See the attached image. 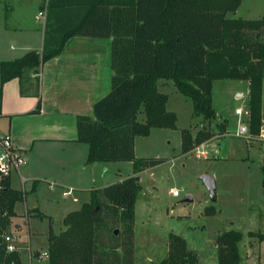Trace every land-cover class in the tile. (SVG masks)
Instances as JSON below:
<instances>
[{
  "label": "trees",
  "instance_id": "trees-1",
  "mask_svg": "<svg viewBox=\"0 0 264 264\" xmlns=\"http://www.w3.org/2000/svg\"><path fill=\"white\" fill-rule=\"evenodd\" d=\"M240 3L88 0L77 21L55 22L48 18L42 50H30L0 62L1 105L3 85L13 78L20 80L21 93L26 94V78L36 75L38 95L42 64L60 55L71 37L112 39L111 90L96 101L93 114L78 115L77 140L89 144L87 162L131 161L134 175L91 190L90 200L64 217L66 228L49 234L48 260L35 264H135L134 224L141 189L136 176L146 167L166 160L137 157L135 138L150 134L153 128H174L177 122V113L167 107L168 93L160 90L162 81H172L191 99L192 116L203 120L196 134L190 127L183 129V153L213 136L205 125L216 117L212 88L217 79L249 80V133H260L264 123V18L228 17ZM39 109L38 105L34 111ZM219 127L221 134L227 132L226 121ZM261 170L264 195V162ZM25 193L13 188L9 177L0 179V264H27L20 251L7 252L5 242L17 215L16 204ZM35 213L45 216L38 210ZM249 234L264 240L262 232ZM242 238L243 233L235 229L217 236L220 264H241ZM151 264H199V257L184 237L172 232L167 256Z\"/></svg>",
  "mask_w": 264,
  "mask_h": 264
},
{
  "label": "rangeland",
  "instance_id": "rangeland-1",
  "mask_svg": "<svg viewBox=\"0 0 264 264\" xmlns=\"http://www.w3.org/2000/svg\"><path fill=\"white\" fill-rule=\"evenodd\" d=\"M228 17L264 18V0H241L238 8L229 12ZM34 22L8 23L30 25ZM36 24L40 26L42 23ZM19 55L16 52L8 57ZM160 90L168 93L167 107L177 113V122L174 128H154L146 136H136L137 157H164L166 160L146 167L138 174L141 189L134 224L135 264L159 263L165 258L172 232L184 237L188 247L197 252L199 264H220L216 238L229 229L243 233L239 243L241 264H264V240L249 234L250 231L264 233L261 170L264 146L260 133L256 136L249 133V80L217 79L213 82L216 117L205 125L213 136L187 153L182 151V131L190 127L196 134L202 128V117L192 116L191 99L179 92L172 81H162ZM239 108L243 110L242 114L236 112ZM223 121L227 122V132L221 134L219 123ZM241 125L244 126L242 130ZM198 147L206 151V157L196 156ZM107 164H110V172L105 179L107 182L132 174L131 161H110ZM203 175H210L216 181V202L201 179ZM14 184L20 186V180H14ZM172 187L179 188L181 194L173 196L170 193ZM25 191V198L16 206L19 212H24L25 222L13 232L23 236L28 233L29 227L33 248L43 246L49 249L51 231L59 232L66 228L64 217L90 199L88 192H76L80 202L71 203V199L78 200L75 194L64 198L60 189L52 192L43 182L35 191ZM187 195L193 200L184 202L183 198ZM208 207L211 209L207 212ZM37 210L43 211L45 216L36 215L34 212ZM25 254L24 263L29 258L26 260ZM33 260L38 261L36 257Z\"/></svg>",
  "mask_w": 264,
  "mask_h": 264
},
{
  "label": "crops",
  "instance_id": "crops-1",
  "mask_svg": "<svg viewBox=\"0 0 264 264\" xmlns=\"http://www.w3.org/2000/svg\"><path fill=\"white\" fill-rule=\"evenodd\" d=\"M85 1L88 0H52L50 4V0H0V62L18 58L30 50H42L48 18L55 22L77 21L82 8L88 6ZM40 11L44 14L38 17ZM26 20L42 24L8 23ZM16 52L20 54L18 57H8ZM111 55V38L75 35L60 55L42 64L38 75V95H35L36 75L26 78V94L21 93L18 78L4 83L0 132L11 133L27 158L20 171L13 172L9 177L13 188L32 191L36 180V189L43 182L52 192L60 189L64 198L76 192H88L91 198V190L125 178L105 181L110 172V164H107L110 161L87 162L89 144L77 140L78 115L93 114L96 101L111 90ZM38 105L40 109L35 112ZM240 127L241 130L244 128ZM130 175H134V171ZM16 179L20 180V186L14 184ZM68 190L72 193L65 194ZM77 198V201L71 199L70 202H80ZM16 212L12 232L14 229L18 231L25 222L24 212H19L17 208ZM18 235L22 259L26 253L27 260L28 247L33 252L45 249L43 246L32 247L29 227L26 235Z\"/></svg>",
  "mask_w": 264,
  "mask_h": 264
},
{
  "label": "built area",
  "instance_id": "built-area-1",
  "mask_svg": "<svg viewBox=\"0 0 264 264\" xmlns=\"http://www.w3.org/2000/svg\"><path fill=\"white\" fill-rule=\"evenodd\" d=\"M43 14L44 13L40 11L38 17L43 16ZM236 112L242 114L243 110L239 108ZM260 141L264 146V124L260 131ZM199 148L201 147L197 148L196 156L206 157V151L199 150ZM26 159L24 151L16 145L12 134L0 132V179L10 177L13 172L20 171L21 167L26 163ZM23 182H25V179H23ZM70 193H72V190L65 192V194ZM170 193L173 196H179L181 190L177 187H172ZM5 242L7 252L20 251L19 235L17 233L12 232L7 234L5 236ZM28 249L30 253L28 264H34V257L38 259V262H46L49 258V250L46 248L39 250L37 254H35L36 251L33 252L30 247H28Z\"/></svg>",
  "mask_w": 264,
  "mask_h": 264
},
{
  "label": "water",
  "instance_id": "water-1",
  "mask_svg": "<svg viewBox=\"0 0 264 264\" xmlns=\"http://www.w3.org/2000/svg\"><path fill=\"white\" fill-rule=\"evenodd\" d=\"M136 179L139 181L140 180V176L137 175ZM201 179L204 181V183L206 184V186L208 187L210 194H211V198L214 202L217 201V193H216V181L215 179L210 176V175H203L201 177ZM193 198L190 195H187L183 198L184 202H190L192 201ZM116 232H118V230H116Z\"/></svg>",
  "mask_w": 264,
  "mask_h": 264
}]
</instances>
